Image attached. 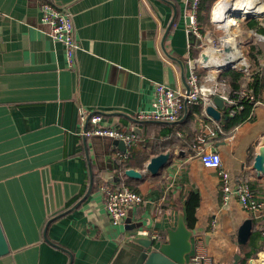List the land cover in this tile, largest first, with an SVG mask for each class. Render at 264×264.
Returning <instances> with one entry per match:
<instances>
[{
  "label": "crops",
  "instance_id": "obj_1",
  "mask_svg": "<svg viewBox=\"0 0 264 264\" xmlns=\"http://www.w3.org/2000/svg\"><path fill=\"white\" fill-rule=\"evenodd\" d=\"M44 1L73 17L79 44L74 67L68 65L64 45L40 20ZM219 1L211 0L199 19L203 34L214 33ZM188 13V0H0V222L11 248L0 264H69L66 250L73 264H112L134 234L157 245L166 241L179 215L186 220L193 192L200 203L188 261L203 252L210 264H234L236 256L238 264H260L264 173L254 161L264 145V14L238 16L235 32L243 38L248 63L238 70L251 83L255 75L260 79L258 87L250 84L263 102L250 103L251 119L229 126L226 103L220 120L202 104L188 105L186 116L184 109L174 122L137 118L152 108L156 83L186 91L188 60L200 58L203 50L197 36L189 40ZM251 18L258 21L254 28L248 26ZM210 70L203 66L198 73ZM90 114H101L105 126L136 133L128 158L118 154L116 139L84 135L85 125L92 126L86 124ZM200 147L221 153L223 167L262 203L259 210L245 209L237 197L224 203L220 177L203 165ZM166 151L171 152L168 163L157 174L149 172L150 159ZM118 163L121 172L135 168L142 177L121 173L120 182L115 181ZM101 181L128 186L144 198L119 225L112 224L105 208ZM91 182L90 194L78 204ZM63 212L48 227L52 242L46 240L48 220ZM248 218L251 235L238 244L239 227ZM134 251L125 252L119 264H130Z\"/></svg>",
  "mask_w": 264,
  "mask_h": 264
},
{
  "label": "built area",
  "instance_id": "obj_2",
  "mask_svg": "<svg viewBox=\"0 0 264 264\" xmlns=\"http://www.w3.org/2000/svg\"><path fill=\"white\" fill-rule=\"evenodd\" d=\"M188 3V31H192L202 41L200 45L204 47V45H207L206 39L208 36L201 32L198 23L201 0H188ZM40 12L41 22L49 25L47 33L55 41L61 42L64 45L68 65L74 67L79 44L75 36L72 15L51 1L42 2L40 4ZM203 66L201 58L188 60L187 82L190 87L189 91L176 90L163 83H156L152 108L140 111L137 118L160 122L178 121L183 116L186 104H202L206 109L208 106L214 105V98L216 96L223 99L231 108V115H235L242 110L244 102L254 105L263 104L248 81L244 82L239 90H232L230 85L219 77L218 73L220 71L218 70L211 69L207 75L200 76L198 70ZM102 120L103 116L101 114H91L90 122L92 126L86 129L84 135L87 137L99 135L124 141L126 150L118 152V154L122 158H128L137 144L136 133L133 130H122L112 126H105ZM198 153L206 168L217 171L221 181L225 204H228L232 199L237 197L245 209L250 211L259 210L262 203L253 197L250 186L247 183L236 180L223 167V159L220 152L200 147ZM99 189L103 195L104 205L113 225L121 224L128 216L129 210L144 201L143 196L139 192L128 186L114 187L108 182L101 181ZM139 233L147 234V231L141 230ZM258 261L260 264H264V256H259ZM186 264L210 263L208 262V257L203 252H198L192 255Z\"/></svg>",
  "mask_w": 264,
  "mask_h": 264
},
{
  "label": "water",
  "instance_id": "obj_3",
  "mask_svg": "<svg viewBox=\"0 0 264 264\" xmlns=\"http://www.w3.org/2000/svg\"><path fill=\"white\" fill-rule=\"evenodd\" d=\"M175 15H176V10H175L174 17L172 18V20H171V22H170V24H169V26L165 32V35L163 38L164 40H165L168 32L170 31L171 25L175 19ZM257 15H259V14H257ZM238 16H239V14H238ZM247 16H255V15L247 14ZM186 20H187V23L189 24V16L186 17ZM47 26H49V25H47ZM188 37H189V40L192 42L196 38V35L192 31H188ZM221 39L222 38H220V44H222ZM199 41L200 40H198V42ZM200 43H201V41H200ZM223 45H224L225 52L230 51L232 48V46L229 44L225 43ZM200 58H201L202 63L204 64V66L207 68L215 69L218 71L228 70L230 68H235V66L212 67L209 64L210 59H211V55H210L209 51H207L205 49L202 50ZM240 69H244V67H241ZM183 81L186 84V91H189L190 87L188 85V82L186 81L184 73H183ZM224 106H225L224 100L221 99L220 97L216 96L214 98V105L208 106L206 108V112L213 119L220 120L222 117L221 108H223ZM187 109H188V104L185 105V115L184 116H186ZM90 117H91V114L87 117L86 124L90 121ZM85 131H86V125L84 127V132ZM92 138H107V137L94 135V136H92ZM115 142H117V144H119V148L121 151L126 150V146H125L124 141L115 140ZM85 144H86V139H85ZM85 148H86V153L89 157L87 144L85 145ZM170 156H171V152L166 151V152H162V153L152 157L146 166L147 170L149 172H151L152 174H157L160 171V169L162 167H164L165 164L168 163ZM89 163H90V161H89ZM118 167H119L118 171L115 172L114 178H113L115 181L120 182L121 173L123 175H126L127 177H130V178H141L142 177V172L140 170H137L135 168H127L121 172L122 165H120V163H118ZM254 168L258 172L264 173V145H261L259 147V152L256 155V158L254 161ZM92 181H93V178H92ZM91 190H92V182L90 184V188H89L87 194L84 196V198H82V200L79 201L78 204L82 203V201L88 197ZM66 212L58 214V215H56V216H54L48 220L46 227H45V232H44L46 240L51 241L48 238V234H47L48 227H49L50 223L52 221H54L55 219L61 217ZM252 227H253V221L250 218L246 219L241 224V226L239 227V230H238V235H237V243L238 244H245L248 241V239L251 235ZM194 232L195 231L193 229L188 227L184 214H180L178 217V222H177L176 228L168 230V237H167L166 241L161 242L159 245H157L156 241L152 238L137 236L134 234V235H132V237H129L126 240V242H125L126 245L120 249V251L118 252V254H117V256L114 259V262L112 264H119L120 259L123 256V254L127 251H130V250L136 251L134 256L131 258L130 264H186L188 261V255L191 253L192 248H193L192 236H193ZM128 247H131V248H128ZM132 247L135 249H132ZM10 252H11V248H10L8 239L6 237V234L4 232V229L2 227V224L0 222V257L5 256V255L9 254ZM66 252L70 255L69 264H73V259H74L73 254L69 250H66ZM238 257L239 256H236V261L234 262V264H238V262H239Z\"/></svg>",
  "mask_w": 264,
  "mask_h": 264
},
{
  "label": "bare ground",
  "instance_id": "obj_4",
  "mask_svg": "<svg viewBox=\"0 0 264 264\" xmlns=\"http://www.w3.org/2000/svg\"><path fill=\"white\" fill-rule=\"evenodd\" d=\"M262 14L264 13V0H221L214 8V21L226 31L222 36L221 45H217L209 36L206 41L208 47L205 50L209 51L211 59L209 64L212 67L220 66H239L248 67V63L240 49V44L237 38L232 34L231 30L236 25L232 18L233 14ZM232 46L231 50L225 52L223 44Z\"/></svg>",
  "mask_w": 264,
  "mask_h": 264
},
{
  "label": "trees",
  "instance_id": "obj_5",
  "mask_svg": "<svg viewBox=\"0 0 264 264\" xmlns=\"http://www.w3.org/2000/svg\"><path fill=\"white\" fill-rule=\"evenodd\" d=\"M210 7H211V0H201L199 15H198V23H199V19L201 20L203 18L204 11H209ZM257 24L258 21L255 18H251L248 20L249 27L254 28L256 27ZM262 31H264V29H262ZM219 77L223 79L225 82H227L232 88V90H239L242 84L247 81L249 84L254 85V87H258L260 81L259 76L255 75L253 76V82L252 83L249 82L246 73L236 68H230L228 70L221 71L219 73ZM251 110H252V105L249 102H244V108L240 110L236 115L231 116L229 114V107H226L225 113L227 115V119H226L227 124L229 126H235L242 122L247 121L248 119H251L252 118ZM199 203H200L199 194L193 192L189 196L186 204V223L188 227L191 229L193 228V226L197 221L196 211L199 207Z\"/></svg>",
  "mask_w": 264,
  "mask_h": 264
},
{
  "label": "rangeland",
  "instance_id": "obj_6",
  "mask_svg": "<svg viewBox=\"0 0 264 264\" xmlns=\"http://www.w3.org/2000/svg\"><path fill=\"white\" fill-rule=\"evenodd\" d=\"M217 1H219V0H217ZM216 6V5H215ZM262 14H264V13H262ZM239 16H240V14H239ZM241 16H244V15H241ZM238 17V14L237 13H235V14H233L232 15V18L235 20V22L237 23V25H235L233 28H232V30H231V32H232V34L237 38V40L239 41V46H240V49H241V51H242V53H243V55H244V57H245V54H244V51H243V48H244V41L242 40L243 38H242V36H237V35H235V32H238V29H239V19L237 18ZM213 19H214V13H213ZM215 22V21H214ZM215 29H214V33L212 34L211 32L210 33H205V35H207L208 37L210 36L213 40H214V42L217 44V45H220V46H222L221 44H220V38H222V36L223 35H225V33H226V31L225 30H223L221 27H219L218 26V24L215 22ZM206 47H208V43H207V45H204V47H203V50L206 48ZM235 68L236 69H239V66H235ZM222 71H225V70H222ZM127 219V218H126Z\"/></svg>",
  "mask_w": 264,
  "mask_h": 264
}]
</instances>
